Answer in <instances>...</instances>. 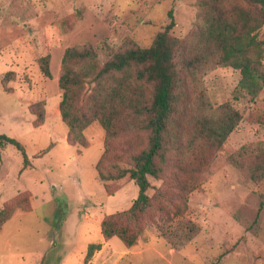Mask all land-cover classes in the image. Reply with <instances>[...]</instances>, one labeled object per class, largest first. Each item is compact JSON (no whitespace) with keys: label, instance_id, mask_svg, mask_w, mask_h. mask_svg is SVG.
<instances>
[{"label":"rangeland","instance_id":"obj_1","mask_svg":"<svg viewBox=\"0 0 264 264\" xmlns=\"http://www.w3.org/2000/svg\"><path fill=\"white\" fill-rule=\"evenodd\" d=\"M200 1L0 0V135L18 142L27 157L22 166L12 145L0 147V208L11 210L0 225V264H264V85L250 97L230 67L182 75L177 83L183 96L164 138L160 178L147 177L152 208L130 223L141 229L134 244L105 240L99 230L106 215L129 208L137 189L127 177L101 181L97 161L103 158L105 176L127 168L128 156L147 146L148 133L136 128L142 118L115 100L110 89L116 83L105 77L97 95L93 77L115 52L149 47L168 24V11L169 36L188 40L196 33ZM256 39L264 45V28ZM71 47L92 58L70 64L76 82L68 92L71 110L114 115L111 136L91 120L81 131L83 146L68 145L67 128L52 116L61 99L60 60ZM44 57L49 79L39 71ZM260 63L264 67V53ZM126 92L143 102L151 93L144 85H128ZM45 106L49 123L43 125ZM230 110L239 119L219 142L206 129L234 117ZM41 113L43 122L34 127ZM174 179H184L187 191L176 189ZM10 200L21 207L11 209ZM95 244L99 249L85 259Z\"/></svg>","mask_w":264,"mask_h":264},{"label":"trees","instance_id":"obj_2","mask_svg":"<svg viewBox=\"0 0 264 264\" xmlns=\"http://www.w3.org/2000/svg\"><path fill=\"white\" fill-rule=\"evenodd\" d=\"M197 9L196 33L188 40L178 41L169 36L168 32L174 23L171 12L168 11V24L163 31L154 36L149 47H132L115 52L93 77L95 86L99 87V90L95 91L97 95L104 92L100 85L105 77L116 83L110 89L115 100L126 106L128 110L132 109L135 116L141 117L136 128L146 130L148 133L147 146L136 149L137 152L128 156L127 168L113 171L114 175L106 173L107 176H105L100 168L104 163L103 158L99 159L95 166V171L101 181L106 178H108L107 181H117L127 177L137 189L136 197L129 208L106 215L99 223L103 239L115 237L126 248L134 244L141 231L140 228L131 229L130 223L144 218L152 208V197L146 194L149 188L147 177L160 178L158 165L159 162L164 163L167 154L164 149L166 144L164 138L170 137L169 130L174 125L172 124V116L175 112L174 103L183 96L180 91L175 90L177 83L183 80L182 75L197 76L205 74L215 66L230 67L238 70L240 76L238 88L250 97H254L264 85V67L260 63L264 45L256 39L257 31L264 28V0H239L238 3L233 4L223 3V0H202L197 4ZM45 59L46 57L39 59L41 62L39 71L49 79L51 75ZM91 59L89 52L80 51L78 47H71L63 51L60 60L57 87L62 92L57 111L61 123L67 128L66 142L70 146L74 143L85 145L81 131L91 120L99 123L106 137L112 134L110 128L113 123L111 121L113 114L110 115L100 110L89 117L84 114L77 115L70 108L68 92L71 85H76L70 64L73 62L85 64ZM91 70L95 71L94 67H91ZM128 85L148 86L151 91L149 100L146 102H143L141 98L129 100L126 92ZM220 109H223L225 113L227 107L225 109L222 105ZM116 112L115 114L118 115L121 111ZM224 113L222 112L221 115L226 116ZM230 114L234 117L228 115L223 120L219 119L213 128L206 129L211 132V135L218 136L219 142L226 138L239 119L236 111L230 110ZM42 122L43 114L41 113L35 117L34 127L40 126ZM8 144L20 153L22 166L26 165L27 157L22 146L15 140L0 135V147ZM107 170L112 169L107 168ZM181 172L178 170V173ZM174 180L176 189L182 188L187 191L188 187L184 179ZM168 189L169 191L166 192H170V187ZM12 200L8 202L11 209L21 207L19 201L11 202ZM6 205L0 208V225L11 214L10 209H4ZM98 249L97 244L88 246L85 259L90 258L93 251Z\"/></svg>","mask_w":264,"mask_h":264},{"label":"crops","instance_id":"obj_3","mask_svg":"<svg viewBox=\"0 0 264 264\" xmlns=\"http://www.w3.org/2000/svg\"><path fill=\"white\" fill-rule=\"evenodd\" d=\"M57 100V105H58V102H59V97H57L56 99H55V101ZM46 103H47V100H46ZM54 111H52L53 112V114H52V116H56L57 118H59V115H58V111L54 108L53 109ZM44 116H45V121H44V123H43V125H45L47 122L49 123V120H48V109L46 108V106H45V114H44ZM71 158H73V157H71ZM101 238V237H100Z\"/></svg>","mask_w":264,"mask_h":264}]
</instances>
